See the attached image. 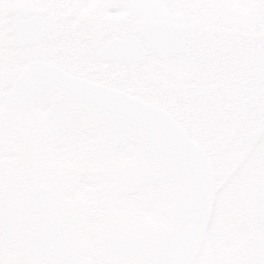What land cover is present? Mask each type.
Returning a JSON list of instances; mask_svg holds the SVG:
<instances>
[{
    "label": "snow or ice",
    "instance_id": "1",
    "mask_svg": "<svg viewBox=\"0 0 264 264\" xmlns=\"http://www.w3.org/2000/svg\"><path fill=\"white\" fill-rule=\"evenodd\" d=\"M0 264H264V0H0Z\"/></svg>",
    "mask_w": 264,
    "mask_h": 264
}]
</instances>
